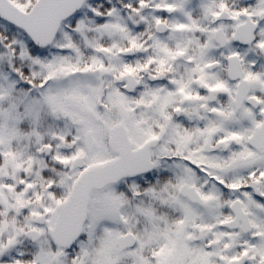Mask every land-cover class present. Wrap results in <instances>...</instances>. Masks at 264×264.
Masks as SVG:
<instances>
[{"label":"snow or ice","instance_id":"6c2138e0","mask_svg":"<svg viewBox=\"0 0 264 264\" xmlns=\"http://www.w3.org/2000/svg\"><path fill=\"white\" fill-rule=\"evenodd\" d=\"M0 264H264V0H0Z\"/></svg>","mask_w":264,"mask_h":264}]
</instances>
